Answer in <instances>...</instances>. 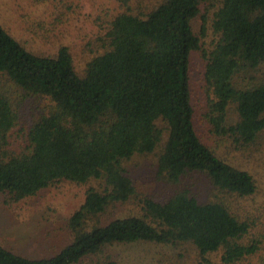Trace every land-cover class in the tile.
<instances>
[{
  "label": "trees",
  "instance_id": "obj_1",
  "mask_svg": "<svg viewBox=\"0 0 264 264\" xmlns=\"http://www.w3.org/2000/svg\"><path fill=\"white\" fill-rule=\"evenodd\" d=\"M118 1L122 10L99 38L105 51L87 62L84 76L68 46L55 56L35 53L0 21V193L17 202L62 181L87 186L68 219L73 236L66 246L33 257L0 242V264H80L91 257L122 264L112 250L139 241L191 244L208 264L211 253L221 254L219 264L255 256L264 240L250 236L254 219L230 202L256 194L255 176L216 152L195 122L191 56L203 46L193 20L210 0H158L146 8ZM218 1V38L204 75L213 96L208 118L214 132L246 146L264 136V0ZM30 97L48 103L20 148L14 130ZM158 150V173L176 184L170 196L141 197L143 214L106 220L111 208L139 196L125 162ZM196 174L214 197L188 184Z\"/></svg>",
  "mask_w": 264,
  "mask_h": 264
},
{
  "label": "rangeland",
  "instance_id": "obj_2",
  "mask_svg": "<svg viewBox=\"0 0 264 264\" xmlns=\"http://www.w3.org/2000/svg\"><path fill=\"white\" fill-rule=\"evenodd\" d=\"M135 6L150 7L158 0H134ZM219 6L218 0L203 2L201 14L193 20V26L202 38V50L191 56V90L195 107V122L204 139L221 156L249 169L258 184L255 195L247 198L230 196L234 207L254 219L250 236L264 240V136L258 143L242 146L233 137L213 131L208 118L209 103L213 97L205 81L206 54L211 50L218 35L212 21ZM122 10L118 0H0L1 23L28 49L38 54L53 55L61 46L69 47L74 64L82 76L87 62L105 51L99 38L105 35L110 21ZM204 17L207 18L203 30ZM48 100L30 97L23 110L21 122L15 128L16 146H25L26 130L36 120ZM233 120L235 111H231ZM158 152L137 155L125 162L135 179L139 196L109 210L105 219L127 214H143L141 197L153 196L164 200L170 196L176 184L169 183L158 173ZM187 177V176H186ZM194 191L212 198L210 183L204 176L187 177ZM87 186L62 181L41 190L34 196L17 202H7L6 194L0 193V242L28 256L40 257L59 252L72 240L68 227L71 214L84 202ZM121 258L122 264H208L191 244H160L139 241L121 244L112 250ZM220 253L207 255L211 264L220 263ZM264 256L262 250L238 264H257ZM96 257L85 259L80 264H96Z\"/></svg>",
  "mask_w": 264,
  "mask_h": 264
}]
</instances>
